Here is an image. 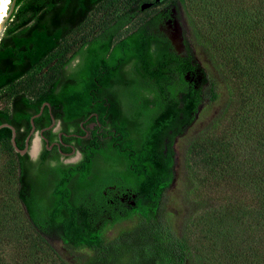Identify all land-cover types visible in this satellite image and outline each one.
Here are the masks:
<instances>
[{
  "label": "trees",
  "instance_id": "1",
  "mask_svg": "<svg viewBox=\"0 0 264 264\" xmlns=\"http://www.w3.org/2000/svg\"><path fill=\"white\" fill-rule=\"evenodd\" d=\"M108 1L13 0L11 23L0 36V123L13 126L18 148L29 117L44 102L48 106L33 118L36 129L50 120V108L63 129L83 134L93 112L101 123L108 118L102 105L108 102L116 118L105 122L107 137L120 135L115 147L106 141L99 154L95 133L71 137L79 142V160L47 165L14 151L9 128H0V148L14 160V195L27 230L54 253L47 239L58 240L78 264H191L196 248L184 227L170 224L164 209V191L173 179V141L181 137L192 181L182 190V202L191 204L192 186L204 185L208 192L198 201L206 204L195 217L228 221L247 238L251 231L246 230H254L264 242V0H254L249 14L237 13L227 23L231 41L202 28L187 0H171L184 17L182 54L156 30L170 16L169 7L133 26L136 12L105 11L106 22L97 32L90 34L89 28L73 46L66 41ZM186 71L201 76L192 83ZM94 84L102 91L92 92ZM210 104L217 105L215 111L192 130ZM72 171L77 172L73 179ZM107 185L134 202L123 214L108 215ZM122 220L131 225L108 237L110 226ZM222 247L213 264H264V252L254 244Z\"/></svg>",
  "mask_w": 264,
  "mask_h": 264
},
{
  "label": "rangeland",
  "instance_id": "2",
  "mask_svg": "<svg viewBox=\"0 0 264 264\" xmlns=\"http://www.w3.org/2000/svg\"><path fill=\"white\" fill-rule=\"evenodd\" d=\"M171 0H109L90 14L86 23L76 28L67 37L66 41L73 46L76 41H80L90 28V34L97 32L103 22L104 12L111 14L119 11L128 10L137 14L131 20V26L139 23L148 17L152 12L169 7L173 12L172 20L165 26L167 34L172 35L173 44L176 45L179 52L183 53V33L185 31V22L183 13L171 4ZM254 0H187L188 9L200 26L217 38L228 39L231 41L233 36L231 29L226 25L235 18L237 13L249 14ZM141 7V8H140ZM178 25V30L174 28L173 21ZM10 19L5 20L0 30L2 35L5 26L9 25ZM219 30L213 31L217 26ZM179 38V39H177ZM173 48V47H172ZM201 64V63H200ZM202 65V64H201ZM44 69V66L41 67ZM41 71V70H39ZM217 105L210 104L206 112H202L200 117L194 123L199 127L207 121L208 116L215 111ZM30 145V153L33 152L34 140ZM174 162L173 179L164 191V209L168 214L170 224L175 228H183L187 235L189 234L192 246L196 251L191 252V264H213L214 259L222 250L225 244L237 245L254 244L259 251L264 252V242L254 230H246V234L251 231V236L247 238L244 229L228 221H221L220 218H199L195 217L206 202L198 201L204 199L208 189L200 184L192 186L190 195L193 202L185 205L180 199L183 188L191 186L187 169L184 166L183 145L181 137H176L173 141ZM230 152V149H229ZM15 167L12 154L4 148H0V264H59L56 255H58L66 264H78L63 249L60 242L55 238H48L47 241L53 250L46 247L39 239H36L33 233L26 228L24 213L20 204L17 202L15 190ZM202 191V196H200ZM196 202V203H195ZM212 202V201H211ZM196 208V209H195ZM189 210V211H188ZM199 218V219H198ZM193 220V222H190ZM186 222V226H183ZM192 223V224H191ZM131 225L130 221L122 220L114 223L107 230V236L112 237L121 228H127ZM205 234V237L202 235ZM193 249V248H192ZM198 259V261H196ZM209 259L208 261H205Z\"/></svg>",
  "mask_w": 264,
  "mask_h": 264
},
{
  "label": "flooded vegetation",
  "instance_id": "3",
  "mask_svg": "<svg viewBox=\"0 0 264 264\" xmlns=\"http://www.w3.org/2000/svg\"><path fill=\"white\" fill-rule=\"evenodd\" d=\"M172 15H173V12L170 13L169 17H167L166 19H163L162 21L156 24V30L161 31L168 39H169V34L166 33L165 31L166 29L164 25L169 24L170 19L172 20V17H171ZM169 42L177 53L182 54L181 52H179L178 48H176V45H174L170 41V39H169ZM77 60L78 58L72 59V61L70 62V66L71 67L74 66ZM119 67L120 66H118L117 68L119 69ZM191 73L189 71H186L184 73V77L188 78L192 83H195L197 81V75L194 76L193 73L192 74ZM102 89H103V86L95 85V84L93 85V87H91L92 92H95V93L98 91H102ZM102 105L106 107L105 114L108 115V118L103 119L104 123H101L100 121L97 120V116L93 112L94 117H95L93 121L88 122V123H86L85 119L78 121V124L81 126L83 123H86L85 127L82 126L83 134H78L76 131H73L72 128L63 129L61 122L58 119L55 120L53 117L52 118L54 122L51 125L52 115L50 113L51 112L50 108H48L50 120L46 124H43L40 127H38L37 129L35 128L33 124V131L36 133V136H37V140L34 141L33 152L30 153V150H29L30 145L32 143V137H33V135H31V137L29 138L27 150L23 154H27V158L31 161L41 160L43 163L47 165H52L55 161H58L62 164L75 163L79 160L81 156V152L79 150V142L74 140V138L72 139L71 137H75V138L80 137L81 139H84L85 137H90L93 133H95V135L99 137V140H97V143L93 145L95 153L97 154L103 153L107 149L106 141H109V140L111 141L113 140V142L111 143V146L115 147L118 144L117 140L118 139L120 140V135L119 133H117V134H112V136L107 137L108 128H107L106 123L109 121V119H113L114 117L111 111L109 110L110 104L107 102V103H102ZM41 113H42V110L40 111L39 114ZM43 121H45V119H42V122ZM94 123L96 124L97 128L94 127ZM29 130L30 128L25 134V137L29 133ZM110 130L113 133L114 129H110ZM40 131H41V135H39ZM25 137L23 139V146H24ZM68 173H70L69 177L71 179L77 177L76 171H72ZM67 187L69 188V185ZM106 188L111 190L110 195L106 197L105 199L106 204H107V209H108L107 210L108 215L111 211H117L119 214H123L124 207H128L129 205L134 204L132 200L129 201V199H127V194L125 193V191H121L120 188H115L113 185H107ZM102 192L103 194H105V190H102ZM92 213L95 216L100 215L97 209H93ZM48 232H50L51 235L53 236H57L58 234V230L54 228L48 229Z\"/></svg>",
  "mask_w": 264,
  "mask_h": 264
},
{
  "label": "water",
  "instance_id": "4",
  "mask_svg": "<svg viewBox=\"0 0 264 264\" xmlns=\"http://www.w3.org/2000/svg\"><path fill=\"white\" fill-rule=\"evenodd\" d=\"M12 8H13V0H11L8 4H7V1L6 0H0V30L3 27L4 21L8 19L9 14H10ZM173 24H174V28L176 30H178V25L175 22V20L173 21ZM169 39L173 43V40H172L173 37H172V35H169ZM177 39H179V38H177ZM196 71H199V70L196 69ZM200 76H201V74L199 73L197 75V78L199 79ZM44 105L48 106V103L47 102H44L40 106L39 111L36 112V113H33L29 117L30 130H29V133L27 134V136L25 137L24 146L22 148H18L16 146V144H15V141H14L15 130H14L13 126L10 125V124H8V123H6V122L0 123V128L1 127H7V128H9V130H10V143H11L14 151L18 152L19 154H23L27 150L29 138L31 137V135H33V137H35V139H34L35 141L37 140L36 133L33 131V118L39 115V113L42 110V108H43ZM53 122L54 121H53V118L51 116V125L53 124ZM39 135H41V131L39 132Z\"/></svg>",
  "mask_w": 264,
  "mask_h": 264
},
{
  "label": "bare ground",
  "instance_id": "5",
  "mask_svg": "<svg viewBox=\"0 0 264 264\" xmlns=\"http://www.w3.org/2000/svg\"><path fill=\"white\" fill-rule=\"evenodd\" d=\"M7 1V4L9 3V0H6Z\"/></svg>",
  "mask_w": 264,
  "mask_h": 264
}]
</instances>
